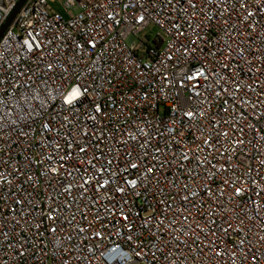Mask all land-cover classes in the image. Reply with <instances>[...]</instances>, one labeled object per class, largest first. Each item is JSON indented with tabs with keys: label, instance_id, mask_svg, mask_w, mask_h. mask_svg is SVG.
I'll list each match as a JSON object with an SVG mask.
<instances>
[{
	"label": "built area",
	"instance_id": "obj_1",
	"mask_svg": "<svg viewBox=\"0 0 264 264\" xmlns=\"http://www.w3.org/2000/svg\"><path fill=\"white\" fill-rule=\"evenodd\" d=\"M0 264H264V0H28L0 39Z\"/></svg>",
	"mask_w": 264,
	"mask_h": 264
},
{
	"label": "water",
	"instance_id": "obj_2",
	"mask_svg": "<svg viewBox=\"0 0 264 264\" xmlns=\"http://www.w3.org/2000/svg\"><path fill=\"white\" fill-rule=\"evenodd\" d=\"M28 0H20V2L18 3L16 9L14 10V12L12 13L11 17L9 18L8 22L5 24V26L2 28V30L0 31V39L3 37L5 31L7 30V28L11 25V23L13 22V20L15 19L16 15L19 13V11L21 10V8L24 6V4L27 2Z\"/></svg>",
	"mask_w": 264,
	"mask_h": 264
}]
</instances>
